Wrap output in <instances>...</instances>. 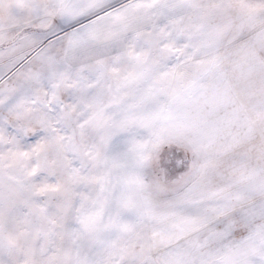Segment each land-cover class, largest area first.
<instances>
[{"label":"snow or ice","instance_id":"6c2138e0","mask_svg":"<svg viewBox=\"0 0 264 264\" xmlns=\"http://www.w3.org/2000/svg\"><path fill=\"white\" fill-rule=\"evenodd\" d=\"M0 264H264V0H0Z\"/></svg>","mask_w":264,"mask_h":264}]
</instances>
